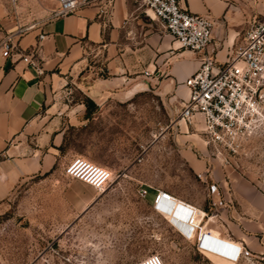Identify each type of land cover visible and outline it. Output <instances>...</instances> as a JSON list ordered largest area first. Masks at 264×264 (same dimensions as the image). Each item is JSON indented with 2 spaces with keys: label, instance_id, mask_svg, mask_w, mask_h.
Returning <instances> with one entry per match:
<instances>
[{
  "label": "rangeland",
  "instance_id": "rangeland-1",
  "mask_svg": "<svg viewBox=\"0 0 264 264\" xmlns=\"http://www.w3.org/2000/svg\"><path fill=\"white\" fill-rule=\"evenodd\" d=\"M90 49L49 86L42 106L58 159L0 197V264H133L150 253L163 264H264V255L245 249L238 256L236 244L210 235L234 225L230 178L264 193V120L231 147L213 143L198 114L177 123L182 98L169 101L145 82L127 90ZM187 152L203 160L199 170ZM75 156L110 170L102 190L63 173ZM157 190L201 211L195 235H180L181 220L157 211Z\"/></svg>",
  "mask_w": 264,
  "mask_h": 264
},
{
  "label": "crops",
  "instance_id": "crops-1",
  "mask_svg": "<svg viewBox=\"0 0 264 264\" xmlns=\"http://www.w3.org/2000/svg\"><path fill=\"white\" fill-rule=\"evenodd\" d=\"M105 1L81 0L74 11L50 16L55 0H0V37L17 25L27 26L18 39L19 52L0 54V197L22 176L47 169L58 159L52 146L57 133L50 131L51 119L42 106L49 86L70 74L90 48L100 52L107 73L126 82L129 91L145 82L169 101L187 96L182 81L196 68L200 53L178 47L136 0ZM178 1L190 11L209 14L212 30L205 50L218 60L236 43L249 16L264 14L260 0L252 6L245 0ZM26 52L35 66L19 57ZM177 123L181 126L182 121ZM185 156L196 170L202 167L203 160L192 152ZM229 182L234 225H228L225 233L211 230L210 235L220 234L236 244L237 251L264 255V193L241 177ZM183 216L181 227L189 234Z\"/></svg>",
  "mask_w": 264,
  "mask_h": 264
},
{
  "label": "built area",
  "instance_id": "built-area-1",
  "mask_svg": "<svg viewBox=\"0 0 264 264\" xmlns=\"http://www.w3.org/2000/svg\"><path fill=\"white\" fill-rule=\"evenodd\" d=\"M55 1L57 6L50 16L72 12L81 4V0ZM136 2L151 11V17L167 31L178 47L200 53L196 68L182 81L187 88V96L180 101L178 120L191 122L198 114L208 140L229 147L239 136L264 120V16L251 19L224 59L218 60L205 50L212 30L209 14L190 11L178 0ZM26 29L25 25H17L6 31L0 37V54L6 56L10 51L19 52L18 39ZM37 37L41 38L42 33ZM35 48L36 45L32 51ZM19 57L35 66L29 52L20 53ZM143 73L147 74V71ZM63 173L82 180L97 191L102 190L110 178L107 167L81 156L67 161L63 165ZM137 192L144 196L146 190L139 188ZM170 197L169 193L157 190L153 204L161 208L163 206L158 203H165ZM190 212L189 209L188 214ZM240 252L237 251L236 255L239 256ZM133 264L163 263L158 254L150 253Z\"/></svg>",
  "mask_w": 264,
  "mask_h": 264
},
{
  "label": "bare ground",
  "instance_id": "bare-ground-1",
  "mask_svg": "<svg viewBox=\"0 0 264 264\" xmlns=\"http://www.w3.org/2000/svg\"><path fill=\"white\" fill-rule=\"evenodd\" d=\"M176 200H178V199H176L173 195H171V197L169 199H167V201H165L167 206L157 208L158 209L157 211H160V212L165 211L167 213V215H169L170 217H174L175 219L177 218V220L178 219L181 220V214L184 215L182 217V219H184L187 224H190V226L192 225L190 227L191 231L188 234L186 231V228H184L183 230L178 229V232L180 233V235H182L184 237H189V235H191L193 233V231H194V235H195L197 231H196V229H194V227H196L195 223L199 221L198 218L200 217V215H202L201 211L198 210L197 208L189 206L188 204H186L184 202L181 203V202L176 201ZM170 206H172L171 209H170ZM189 209L191 210V212L188 214ZM190 216L192 217L191 223H189V217ZM240 251H242V250L240 249Z\"/></svg>",
  "mask_w": 264,
  "mask_h": 264
}]
</instances>
